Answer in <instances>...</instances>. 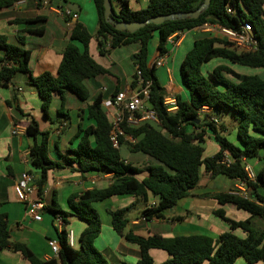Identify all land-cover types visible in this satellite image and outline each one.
Returning <instances> with one entry per match:
<instances>
[{
    "label": "trees",
    "instance_id": "1",
    "mask_svg": "<svg viewBox=\"0 0 264 264\" xmlns=\"http://www.w3.org/2000/svg\"><path fill=\"white\" fill-rule=\"evenodd\" d=\"M22 0H0V11L7 10ZM148 5L140 10L130 7L129 0H112L119 9L114 8L115 20L118 22H144L152 17L181 12H194L204 0H148ZM98 14V29L93 36L81 23H76L70 33V42L64 49L63 59L58 75L46 71L37 77L30 70L31 51L23 48L25 38L19 37V45L8 43L5 35H0V88L10 86L19 74H28L30 84L34 86L41 99L45 117L49 118L54 96H60L58 114L70 118L66 110L65 92H71L81 101L90 100L92 94L89 81L109 74L90 53V44L95 37L101 56L122 46L139 44L135 64L142 71L145 80L151 82L149 105L155 111L160 126L144 125L123 129L127 135L137 140L129 148L148 160V176L140 179L141 171L132 162L125 160L121 150L114 147L110 134L112 125L103 106V97L98 95L88 105V118L94 124L79 127L74 141L77 147L69 150L70 154L59 155L62 161H55L50 155L51 132L41 131L38 123H21L26 135L33 143L30 146L29 160L32 174L36 175L37 196L44 200L48 183V173L53 170L78 172L82 177L89 173L110 174L113 182L106 188L87 190L73 194L68 198V205L74 214L85 221L87 227L80 236L79 248L68 244L67 231L57 233L59 253L62 264H111L106 256L95 246V241L102 231V221L94 204L112 197L133 196L147 204L149 195L158 199L154 207L144 210L147 221L166 219L167 209L172 210L182 199L194 197L193 190L198 187L202 178V169L213 177L225 176L231 180H240L248 187V196L229 193L207 194L202 198L213 199L219 205H234L238 210L250 215L245 220H235L223 209L213 214L226 222L230 231L220 235L216 243L209 236H181L165 238L160 235L143 237L127 230L128 213L131 207L109 211L112 228L127 242L140 248L137 264H155L150 251H166L170 258L161 264H235L244 259L249 264L264 263V171L256 175V180L249 178L246 171L247 159L260 158L264 149V78L257 75H243L230 66L219 65L213 71L204 73V65L220 58L240 66L264 69V0H212L209 9L196 18L167 21L162 24H148L138 31H119L105 19L104 0H94ZM231 8L234 13H227ZM43 17L15 20L25 24L44 22ZM250 24L258 41L254 52H238L224 39L208 34H197L193 47L186 54L180 74L183 86L188 93L186 99L177 95L179 109L169 113L164 105L167 92L155 73V67L148 66L149 46L155 35L158 36V49L165 55L168 39L176 33L192 31L204 24H215L220 27L239 29L240 25ZM28 33L41 35L44 29L30 30ZM77 43L80 45L78 46ZM109 48H106L107 45ZM229 77H232L230 79ZM136 87V82H134ZM202 107H210L219 116L230 109L240 116L236 130L239 144L229 140L224 134L226 127L199 117ZM199 120L197 124L195 121ZM208 127L218 145V152L205 156L206 131H192V128ZM122 143H126L121 139ZM225 153L229 154L231 163L223 164ZM76 165V166H74ZM54 220L62 216L65 222L69 213L64 211L54 200L52 205L45 206ZM240 230L244 237L235 231ZM0 249L22 254L31 264H58L55 260L40 259L28 246L15 242L11 238L8 216L2 211L0 203Z\"/></svg>",
    "mask_w": 264,
    "mask_h": 264
},
{
    "label": "crops",
    "instance_id": "2",
    "mask_svg": "<svg viewBox=\"0 0 264 264\" xmlns=\"http://www.w3.org/2000/svg\"><path fill=\"white\" fill-rule=\"evenodd\" d=\"M40 1L42 0H22L16 3L14 7L0 11V35H5L9 44L17 46L19 45L18 38H25L26 42L23 48L31 51L30 70L33 77H37L46 71L57 76L64 49L70 42L72 27L76 23H81L94 36L98 29V14L94 0H60L56 6L55 0H48V6L38 4ZM148 2V0H129L130 7L134 10L145 8ZM113 6L115 9H119L117 2H113ZM67 10L77 13L78 19H71L66 14ZM39 16L43 17L45 21L36 24L13 22ZM39 29H44V33L41 35L28 33L30 30ZM190 34L191 32L186 31L181 37L175 36L172 43H167L169 56L163 67H155V63L161 54L158 49L159 39L157 35L153 37L149 46L148 66L150 68L155 67L156 76L165 88L167 95L175 94L184 99L188 97V93L184 86H176L175 80L177 81L176 71L180 70L186 54L193 47L194 40ZM155 40L157 41L154 42ZM77 45L80 46L78 43ZM135 46L132 49H130V45L122 46L113 50L108 56H101L98 51L97 39L95 37L92 39L90 53L99 64L109 71V74L89 81L88 84L92 94L88 101H81L71 92H65L66 110L70 118L58 114L57 109L59 106L55 110H50L49 118L45 117L41 107V99L36 88L30 84L28 74H19L10 86L0 88V203H2V211L8 216L12 240L25 244L44 261L55 260L58 264H62L58 254L53 253L48 245L50 240L58 241L57 233L61 232V229L56 225L53 216L46 211H42L41 221H35L17 188L20 175L31 170L30 160L25 157V153L30 149L33 141L28 138L26 132L13 136L14 126H21L22 122L30 123L35 120L41 131L51 132L50 155L52 159L62 161L59 152L68 155L70 154L69 150H74L77 147V141H74L73 138L79 127L86 128L94 124L88 118L87 110L94 97L102 95L105 102L120 91L135 89L134 82L137 68L135 61L140 45ZM3 56L4 51L0 49V57ZM230 64L224 65L230 66L239 74L248 75V69L243 68L245 66ZM1 66L0 64V68ZM257 72L261 74L260 77H264V69H259ZM59 100L60 96L55 95L54 101L60 102ZM105 110L110 119L112 110L106 108ZM224 113L228 114L230 118H235V113L232 110L223 111L218 116L221 126H224L220 119ZM200 119L203 123L206 121L204 116H201ZM60 125H64V129L61 133H57ZM197 130L206 131L204 155L212 156L217 153L219 148L209 128H192V131L196 133ZM121 153L125 160L132 162L140 169V179L148 176L146 171L148 160L144 155L134 153L126 143H124ZM249 166L255 169L257 174L264 171V155L257 159L253 166ZM220 177L222 179H219ZM223 177L225 176L213 177L202 169V178L198 187L193 190L194 197L180 200L176 207L167 213V218L163 220L147 221L143 217L144 210L158 202V199L152 194L149 195L147 204L133 196L112 197L94 204L102 221V231L95 241L96 248L106 256L111 264H137L140 258L139 246L120 237L111 224L109 211L124 207H131V210L137 208V213H140V216L132 219L127 215L129 220L127 230H132L137 235L143 237L160 235L165 238L204 235L211 237L217 243L220 235L230 231V227L226 222L216 217L213 211L223 208L227 214H240V210L232 204L221 206L213 199L202 198L207 194L229 193L234 189L241 188L238 180L230 179L231 183H228ZM216 180H220L217 188L212 187V183ZM112 182L113 177L110 174L89 173L82 177L80 173L70 169L53 170L48 173V183L43 203L45 206H49L56 200L61 208L69 213L64 229L74 232L77 248L80 246V236L87 224L70 209L68 198L73 194H80L94 188H106ZM223 188H225L224 191ZM260 192L264 194V187H260ZM34 198H38L37 194L34 195ZM177 208L186 211L187 215L176 214ZM247 215L249 214L247 213ZM247 215L244 219L250 217V215ZM229 217L235 219L233 216ZM237 231L235 233L238 236H245L242 231V234H238ZM150 255L155 264H161L170 258L166 251L158 249L151 250ZM0 264L31 263L20 253L0 249ZM235 264L249 263L240 258ZM258 264L264 263L260 262Z\"/></svg>",
    "mask_w": 264,
    "mask_h": 264
},
{
    "label": "built area",
    "instance_id": "3",
    "mask_svg": "<svg viewBox=\"0 0 264 264\" xmlns=\"http://www.w3.org/2000/svg\"><path fill=\"white\" fill-rule=\"evenodd\" d=\"M38 4H43L48 6V0H42ZM227 13L233 14L234 11L231 8L227 9ZM66 14L70 16L71 19H78V14L67 10ZM186 32V31H185ZM185 32L176 33L171 36L167 43H172L174 37H181ZM188 32V31H187ZM191 33L197 34H208L213 37H218L224 39L232 45V48L238 52H254L258 49V41L254 36L253 28L250 24L244 23L240 25L239 29H231L226 27H220L215 24H204L198 28H195ZM183 37V36H182ZM109 44L106 48H109ZM169 53L159 56L158 60L155 63V67H163L166 64L167 57ZM170 73V72H169ZM136 87L135 89L129 91H120L116 93L112 98L103 102L104 108L112 110L110 116V123L112 125L110 138L115 148L122 149L124 143L123 139L127 145H135L137 140L130 135H127L123 129V125L126 124L130 128H139L144 125H151L154 127L160 126V121L154 110L149 105L150 99V90L151 82L145 80L142 71L137 67L136 68ZM164 105L167 108L169 113H174L179 109V104L177 100V95L168 94L165 97ZM199 117H206V121L213 122L217 125L220 124L218 116L215 114L214 110L210 107H202L199 112ZM64 129V125H60L57 129V133H61ZM26 130L20 126L15 125L14 130L12 131L13 136H18ZM197 132H199L197 130ZM29 150L25 153V157L29 158ZM225 165H229L231 160L229 159V154L225 153L224 160L222 162ZM246 163V162H245ZM246 171L249 175V178L253 181L256 180L253 168L246 164ZM36 175L25 171L20 175V178L17 182V188L23 196L25 203L27 204L28 211L32 214L35 221L42 220V211L45 207L42 200L39 198H34V195L38 192V187L36 184ZM240 189H234L232 194L240 195L243 197L248 196V187L245 182L240 181ZM156 205V204H155ZM153 205L152 207H154ZM56 225L59 226L61 231L65 230L66 222L62 216H58L55 220ZM66 231V230H65ZM68 244L71 248H77L76 239L73 231L67 230ZM48 245L51 248L52 252L55 254L59 253V244L56 241H48Z\"/></svg>",
    "mask_w": 264,
    "mask_h": 264
},
{
    "label": "rangeland",
    "instance_id": "4",
    "mask_svg": "<svg viewBox=\"0 0 264 264\" xmlns=\"http://www.w3.org/2000/svg\"><path fill=\"white\" fill-rule=\"evenodd\" d=\"M60 2V0H55V6ZM192 39L194 40L197 36V33H191L190 34ZM157 37V36H156ZM157 40H155L154 42H156ZM137 45V44H135ZM134 44L130 45L132 49L133 47H136ZM115 59H117L115 57ZM222 64H228V65H231L227 60H224V59H214L213 61H211L210 64H206L204 65L203 67V71L204 73H207L209 70H213L214 68H216L217 66L219 65H222ZM245 69H248L247 71V74L248 75H256L257 76H261V74H258V70L259 69H255V68H250V67H243ZM177 73V81L175 80V85L176 86H183V82H182V78H181V74H180V70L176 71ZM230 79H232V77H229ZM264 78V77H263ZM169 81V80H168ZM59 103L58 101H54L53 103V106H52V109L51 110H55L58 106H59ZM222 120V123L224 125V127H226V130H225V135L229 138L230 141H232L233 143H236V144H239L238 143V139L236 137V130H237V127L240 123V116L237 115L236 118H230V116L226 113L222 114L221 115V118ZM221 123V121H220ZM212 134V133H211ZM264 155V149L261 150V157ZM258 158H253V159H247V164L253 166L256 162ZM254 171V174L255 176L257 175V171L255 169H253ZM219 179H222V177H220ZM223 179H225V181H228V183H231V180L228 179V178H225L223 177ZM220 180H216V182H213L212 183V187H216L218 186V183H219ZM219 188V187H218ZM221 188V187H220ZM223 191L225 190V188L222 189ZM137 208H133L129 213H128V217L130 219L132 218H135L136 216H140V213H137ZM240 214H235L233 215L232 213L228 214V216H233V218H235L236 220H245V216L247 215L246 212H243V211H240L239 212ZM176 214H179V215H187V212L181 210L180 208H177L176 209ZM242 215V217H241ZM249 216V215H247ZM238 234H242L241 231H237Z\"/></svg>",
    "mask_w": 264,
    "mask_h": 264
},
{
    "label": "water",
    "instance_id": "5",
    "mask_svg": "<svg viewBox=\"0 0 264 264\" xmlns=\"http://www.w3.org/2000/svg\"><path fill=\"white\" fill-rule=\"evenodd\" d=\"M211 3L212 0H204V3L201 5V7L194 12H181L168 15H160L152 17L144 22H118L114 17L115 13L112 0H104L105 19L108 23L114 25L115 28L119 31H129L131 33H134L148 24H162L167 21L183 20L187 18L196 19L201 15L202 12L209 9ZM195 123L199 124L200 121L197 120L195 121ZM203 147H205V144H203ZM171 211L172 210L169 209L166 210L167 213Z\"/></svg>",
    "mask_w": 264,
    "mask_h": 264
}]
</instances>
